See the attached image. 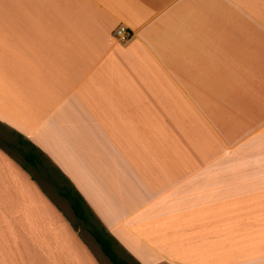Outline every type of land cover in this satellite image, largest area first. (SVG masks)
Here are the masks:
<instances>
[{
	"label": "crops",
	"instance_id": "0c3cea01",
	"mask_svg": "<svg viewBox=\"0 0 264 264\" xmlns=\"http://www.w3.org/2000/svg\"><path fill=\"white\" fill-rule=\"evenodd\" d=\"M0 123L131 264H264V0H0ZM44 190L0 148V264H111Z\"/></svg>",
	"mask_w": 264,
	"mask_h": 264
},
{
	"label": "trees",
	"instance_id": "16d2710c",
	"mask_svg": "<svg viewBox=\"0 0 264 264\" xmlns=\"http://www.w3.org/2000/svg\"><path fill=\"white\" fill-rule=\"evenodd\" d=\"M0 148L12 156L42 188L53 190L73 213L76 228L85 230L111 264H131L117 251V242L96 218L86 200L58 167L30 140L0 123ZM44 190V191H45ZM46 192H48L46 190Z\"/></svg>",
	"mask_w": 264,
	"mask_h": 264
},
{
	"label": "rangeland",
	"instance_id": "374dc122",
	"mask_svg": "<svg viewBox=\"0 0 264 264\" xmlns=\"http://www.w3.org/2000/svg\"><path fill=\"white\" fill-rule=\"evenodd\" d=\"M1 136H3V137H7L8 138V134L7 133H2L1 134ZM45 188V187H44ZM46 190L48 191V194H50V196L53 198V200L58 204V206L66 213V215H68L69 217H70V219L74 222V224L76 223V221H75V218H74V216H73V213H72V211H71V209H70V206H69V204L65 201V200H63V199H61L60 197H58V195L53 191V190H51V189H48V188H46ZM80 229V231H81V235H82V237H84V239L86 240V241H88V243L90 242V243H92L93 244V240H92V238L90 237V235L85 231V230H83L82 228H79ZM109 261V260H108Z\"/></svg>",
	"mask_w": 264,
	"mask_h": 264
},
{
	"label": "built area",
	"instance_id": "2783aa9c",
	"mask_svg": "<svg viewBox=\"0 0 264 264\" xmlns=\"http://www.w3.org/2000/svg\"><path fill=\"white\" fill-rule=\"evenodd\" d=\"M114 35H115L116 39L122 43H127L131 39L130 32H129L128 28L125 26L119 27L116 30Z\"/></svg>",
	"mask_w": 264,
	"mask_h": 264
}]
</instances>
